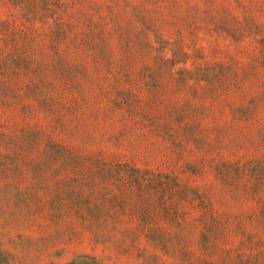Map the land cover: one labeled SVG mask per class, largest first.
Here are the masks:
<instances>
[{
  "label": "rangeland",
  "instance_id": "rangeland-1",
  "mask_svg": "<svg viewBox=\"0 0 264 264\" xmlns=\"http://www.w3.org/2000/svg\"><path fill=\"white\" fill-rule=\"evenodd\" d=\"M0 264H264V0H0Z\"/></svg>",
  "mask_w": 264,
  "mask_h": 264
}]
</instances>
